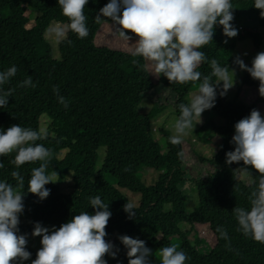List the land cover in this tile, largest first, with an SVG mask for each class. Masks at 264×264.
Listing matches in <instances>:
<instances>
[{
	"label": "trees",
	"instance_id": "obj_1",
	"mask_svg": "<svg viewBox=\"0 0 264 264\" xmlns=\"http://www.w3.org/2000/svg\"><path fill=\"white\" fill-rule=\"evenodd\" d=\"M108 2L88 0L84 8L88 36L80 39L67 31L66 37L58 43L60 59L55 60L44 33L51 21L66 26L69 23L58 0H0V71L13 65L18 69L9 83L0 86L5 91L13 89L8 105L0 108V131L16 124L38 130L40 117L46 115L49 135L36 143L53 151L47 172L51 174L55 170L58 173L56 183L45 185L50 189V195L41 201L27 191L31 170L39 167L40 162L16 168L11 163L15 153L0 156V163L4 165L0 168V181L15 186L12 171H19L24 177V187L18 190L25 194L23 213L29 217L30 223L19 224V234L32 233L36 222L58 229L81 212L94 214L90 198L99 195L109 203L112 213L105 239L119 249L117 257L106 260L107 264H128L127 249L118 239L121 235L145 241L146 247L158 254L160 248L174 244L173 240L177 239V250H183L189 257L185 264H264V244L237 231L238 222L232 212L236 206L249 207L247 197L258 182V174L251 167L247 173L243 171L242 161L231 165L225 162L226 153L235 147L231 143L233 125L258 105L264 107V97L258 92L259 81L243 71L237 99L242 98L241 92L255 89L257 96L251 105L229 102L227 93L221 96L222 87H217L215 106L209 110L225 123L217 126L207 120L198 130L205 142H209L212 136L219 140L218 151L209 162L214 171L203 178L190 180L184 157L181 159L177 155L182 151L180 144L172 145L168 132L161 130L168 148L162 153L151 135L150 122L164 106L153 107L147 114L138 112L143 94L156 86L148 78L144 58L95 46V35L101 25L113 24L105 17H101V23L94 19ZM254 2L231 0L234 19L250 14L264 31V18L254 7ZM27 8L39 13L30 28H27L29 19L24 15ZM222 29L217 25L213 41L200 51L206 54L209 62L214 58L222 67L240 69L234 63L237 56L232 38L225 37ZM245 37L253 40L257 53L261 52L258 33L242 30L238 38ZM68 40L72 43L69 44ZM209 62L202 63L197 69L202 75H210ZM251 63L245 64L251 67ZM28 76L32 77L35 88L19 86ZM216 81V77H212V82ZM201 82L171 84L166 77H158V85L170 89L175 95L177 118L179 104H188L189 93L199 88ZM54 86L59 87V95L68 101L67 108L58 101ZM260 113L264 117V112ZM100 148H105L106 152L102 170L95 176ZM60 152H65L62 160L58 159ZM140 166L158 173L153 185L140 183ZM237 171L248 177L251 184L239 181ZM69 172H72L73 189L63 194L59 184ZM108 178L113 179L119 188L140 195L138 207H133V218L130 219L123 210L127 199L109 183ZM188 180L196 186L199 204L191 215L185 212V196L179 188ZM200 218L208 223V229L215 237L213 247L198 237L192 242L190 233L178 227L180 224L190 226L192 221ZM218 226L227 231L229 241L216 232ZM26 250L31 253L30 258H36L31 250ZM149 259L151 264H160V260Z\"/></svg>",
	"mask_w": 264,
	"mask_h": 264
},
{
	"label": "clouds",
	"instance_id": "obj_2",
	"mask_svg": "<svg viewBox=\"0 0 264 264\" xmlns=\"http://www.w3.org/2000/svg\"><path fill=\"white\" fill-rule=\"evenodd\" d=\"M62 14L67 17V28L56 26L49 31L57 39L64 38L66 31H71L78 38L88 36L84 8L88 0H58ZM254 7L260 10L264 18V0H255ZM231 0H109L94 17L96 23H101V17L110 19L116 26L118 36L124 41H130L132 33L134 42L133 56L142 57L151 63L153 75L164 76L168 81L177 84L202 81L198 93L188 104H179L180 115L174 124V135L169 137L172 145H179L188 130L201 123L205 110L215 106L217 87L222 83L220 95L224 96L235 84V70L229 66H220L216 59L207 61L201 48L213 41L215 27L222 26L223 35L233 38L238 30L231 23L234 19ZM69 44L71 40L67 41ZM227 43V40L224 41ZM136 61H134L135 63ZM209 62L210 75H202L197 69ZM234 63L259 81L258 92L264 97V51L258 52L252 60L251 67L246 65L240 56ZM231 69V75H230ZM18 69L15 65L0 71V86L10 82ZM216 77L217 82H212ZM20 87L35 88L32 77L28 76ZM13 89L7 91L0 88V108L8 105V98ZM53 92L58 101L68 107V101L59 95V87L54 86ZM235 133L231 143L233 151L226 153V164L243 162L246 173L254 169L258 174V182L247 199L249 207L236 206L232 212L238 222L237 231L244 236H250L255 242L264 244V117L257 109L240 119L235 125ZM44 128L33 130L12 125L6 131H0V156L15 153L12 164L19 168L26 163L40 162L39 167L31 170L27 191L39 197L42 201L50 195V189L45 185L55 183L58 173L47 172L53 157V151L43 144L36 143L48 137ZM178 157L183 159L181 151ZM0 163V168H3ZM11 177L16 181L13 186L7 181H0V264H23L31 257L26 250L27 234H19L20 215L24 211V193L18 189L24 187V177L19 171H12ZM90 206L94 214L87 211L72 217L57 229L34 224L31 235L42 237L41 247L31 264H107L104 257L115 259L119 249L107 241L106 227L112 213L109 203H105L99 195L90 198ZM123 210L131 219L135 216L133 205L126 203ZM221 238L229 241L227 231L223 226L216 228ZM127 249L128 264H151L153 251L146 247L145 241L127 235L118 237ZM178 246L159 249L160 264H185L189 259Z\"/></svg>",
	"mask_w": 264,
	"mask_h": 264
},
{
	"label": "rangeland",
	"instance_id": "obj_3",
	"mask_svg": "<svg viewBox=\"0 0 264 264\" xmlns=\"http://www.w3.org/2000/svg\"><path fill=\"white\" fill-rule=\"evenodd\" d=\"M24 15L29 19V24L27 28H30L36 18L39 16V13L31 8H27ZM233 26L238 30V35L232 38V42L235 45L234 54L240 56L243 59L244 63H251L257 51L254 47L253 40L250 37H245L239 39V34L243 31L256 32L261 36V52L264 51V31L258 25L257 20L254 16L250 14H245L237 19H234L232 22ZM56 26H62L67 28L65 24H59L54 21L49 23L47 30L44 33L46 41L52 48V57L55 60H59V50L58 43L64 38L57 39L53 34L50 33V29ZM223 33V29H222ZM67 34V31H66ZM132 36L130 41H124L116 32V26L112 23H103L95 35L94 43L96 47L107 48L112 51H117L123 54L133 55L134 42L136 37L132 33H127ZM145 69L148 75L149 80L156 85L152 90L146 92L142 96V100L138 106V112L140 114H147L153 107L164 106V108L159 111L155 117L150 122V131L153 139L156 141L160 151L166 153L168 150L166 139L163 136L161 130L168 132L169 136L174 135V124L177 119L175 113L176 98L175 95L171 92L170 89L158 85V77L153 75V68L151 63L144 59ZM231 75V72H230ZM243 77V71L241 69H235V84L234 87L227 91V100L229 102L237 101L240 104L251 105L255 102L257 92L255 89H250L241 92L240 96L242 98L237 99L238 90L240 88L241 79ZM217 82V81H216ZM222 83L218 87H222ZM196 88L192 90L188 97L187 101L190 102L191 98L198 93ZM246 93V94H244ZM257 109L260 112H264V107L261 105L257 106ZM207 120L213 121L217 126L224 125V120L217 117L212 111L205 110L201 116V123L195 125L191 130H188L187 135L183 137V142L180 144L182 152L184 153V163L186 165L187 176L190 180H194L198 177L203 178L206 175L211 174L214 171L213 166L211 165L210 160L215 156L218 151V138L211 137L209 142L203 141L200 137L198 130ZM44 128L47 132L49 131V119L46 115H42L39 120L38 129ZM235 133V128L233 125V135ZM105 148H100L97 151V159L95 166V176L102 170L104 157H105ZM65 152H60L58 159L62 160ZM158 173L144 166H140L138 170V179L143 185L149 186L153 185V181L156 179ZM237 178L239 181L243 182L246 185H250L251 181L248 177L244 176L241 171H237ZM56 180V178L54 177ZM94 178L92 179V181ZM188 180L186 183L179 186L180 190L185 196V212L187 215L195 213L198 208V197L197 189L192 181ZM109 183L124 197L133 207H138L140 195L132 193L126 189H121L118 187L117 183L113 179L108 178ZM56 183V182H55ZM73 189L72 182V172H69L65 179L59 184V190L63 194L69 193ZM168 209V207L166 208ZM20 224L30 223L29 217L26 214L22 213L19 217ZM193 223L189 226L186 224H180L178 227L183 232L188 231L189 239L193 242L195 238H201L206 241L207 245L213 247L216 243L215 237L212 235L208 229V223L203 219H198L192 221ZM44 227L49 228L51 231L53 225L45 224ZM28 243L26 248L31 250L35 256L37 251L41 247L42 237L36 236L33 237L31 233H26ZM135 239V237H134ZM175 245H178L177 239L173 240ZM111 256H105V260H110ZM149 258L159 260V254L153 251V255ZM35 258H30L27 261H24L23 264H31V261Z\"/></svg>",
	"mask_w": 264,
	"mask_h": 264
}]
</instances>
